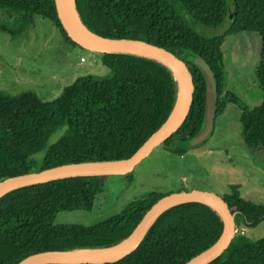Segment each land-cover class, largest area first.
Wrapping results in <instances>:
<instances>
[{"label":"trees","instance_id":"trees-1","mask_svg":"<svg viewBox=\"0 0 264 264\" xmlns=\"http://www.w3.org/2000/svg\"><path fill=\"white\" fill-rule=\"evenodd\" d=\"M80 21L109 38L136 39L163 47L183 60L194 90L185 120L161 145L185 148L203 124L205 81L192 60L201 56L217 84L216 117L229 102L241 110V138L250 150H264V0H73ZM206 27L228 28L215 37L198 34L181 13ZM13 10L9 34L24 32L35 16L49 19L64 40L76 45L62 28L54 0H0ZM231 15V17H229ZM256 33L261 47L254 75L262 92L260 105L249 109L231 92L223 93L222 45L228 35ZM106 76L86 75L64 87L52 101L35 92L0 91V181L45 168L84 161L124 159L132 155L166 120L174 105L177 83L171 70L151 58L99 52ZM60 136L48 139L57 130ZM44 150L43 155L38 153ZM122 175L81 176L21 187L0 198V264H16L41 251L106 248L125 238L150 206L164 194L152 192L130 202L118 214L91 226L55 224L62 211H100L115 199L109 181H132ZM222 198L235 223L228 247L207 264H264V238H249L244 227L264 222V205L240 196L231 184ZM223 220L209 205L189 201L163 211L138 246L124 258L103 264H183L220 236Z\"/></svg>","mask_w":264,"mask_h":264},{"label":"rangeland","instance_id":"rangeland-1","mask_svg":"<svg viewBox=\"0 0 264 264\" xmlns=\"http://www.w3.org/2000/svg\"><path fill=\"white\" fill-rule=\"evenodd\" d=\"M181 15L200 35L210 38L225 33L228 23L206 27L192 21L179 7ZM13 10L0 9V91L14 95L31 90L42 101L54 100L62 89L86 75L106 76L110 71L100 60L97 50L72 45L64 40L56 26L47 18L35 16L33 23L21 34L11 36L9 27L16 19ZM261 47L256 33H238L224 38L222 45L223 93H233L249 109L260 105L262 92L254 72ZM83 58V60H82ZM241 110L229 102L214 119L209 137L200 145H181L167 150L163 145L153 148L138 163L132 181H109L107 193L115 196L100 211H62L55 224L95 225L118 214L130 202L145 198L152 192L164 195L182 191H205L223 197L231 184H239L240 196L264 205V150L250 151L241 138ZM62 133L57 130L48 139L54 142ZM44 150L38 155H43ZM252 239L264 238V222L244 227Z\"/></svg>","mask_w":264,"mask_h":264},{"label":"water","instance_id":"water-1","mask_svg":"<svg viewBox=\"0 0 264 264\" xmlns=\"http://www.w3.org/2000/svg\"><path fill=\"white\" fill-rule=\"evenodd\" d=\"M54 5L57 18L62 28L67 36L76 44L90 50H96V47L108 50L100 52L127 53L142 56L138 54L141 53L144 54L142 57L151 58L167 66L172 74L173 71L171 66L175 67L180 75L179 81H177L173 74L177 83L175 102L166 120L129 157L116 160L66 163L36 172L9 177L0 181V198L12 190L51 180L81 176L122 175L129 173L133 171L134 167L140 163L153 148L162 144L165 139L178 129L185 120L191 105L194 83L191 72L183 60L179 59L165 48L158 47L145 41L109 38L98 35L83 25L77 11L79 23L75 24L71 22L65 14L62 0H54ZM192 62L198 66L205 81L203 124L196 135L187 143L188 146L195 147L202 144L211 134L214 119L216 117L218 95L217 84L209 64L199 55H195ZM189 201H197L209 205L217 211L223 220V229L216 241L205 250L183 263L207 264L228 247L235 235L236 229L233 215L225 200L216 194L197 190L164 195L150 206L134 229L118 243L106 248H87L105 249L106 251L102 254L96 256H83L81 254H75L74 251L76 250L41 251L24 257L16 264H103L116 262L130 254L138 246L149 227L163 211L175 204Z\"/></svg>","mask_w":264,"mask_h":264},{"label":"bare ground","instance_id":"bare-ground-1","mask_svg":"<svg viewBox=\"0 0 264 264\" xmlns=\"http://www.w3.org/2000/svg\"><path fill=\"white\" fill-rule=\"evenodd\" d=\"M62 1H63L64 11H65L67 18L71 22L78 24L79 20H78V16H77V13L74 7V1L73 0H62ZM95 49L98 51H108L107 49L101 48V47H96ZM138 54L144 56V54H141V53H138ZM171 69L173 71L175 78L177 79V81H179L180 75H179L178 70L173 66H171ZM105 251H106L105 249H79V250L74 251V253L81 254L83 256H96V255L104 253Z\"/></svg>","mask_w":264,"mask_h":264},{"label":"flooded vegetation","instance_id":"flooded-vegetation-1","mask_svg":"<svg viewBox=\"0 0 264 264\" xmlns=\"http://www.w3.org/2000/svg\"><path fill=\"white\" fill-rule=\"evenodd\" d=\"M229 17H231V15H229Z\"/></svg>","mask_w":264,"mask_h":264},{"label":"built area","instance_id":"built-area-1","mask_svg":"<svg viewBox=\"0 0 264 264\" xmlns=\"http://www.w3.org/2000/svg\"><path fill=\"white\" fill-rule=\"evenodd\" d=\"M82 60H83V58H82Z\"/></svg>","mask_w":264,"mask_h":264}]
</instances>
